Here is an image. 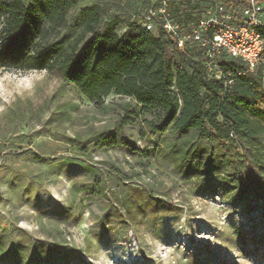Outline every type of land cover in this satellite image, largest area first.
Segmentation results:
<instances>
[{
  "label": "rangeland",
  "instance_id": "1",
  "mask_svg": "<svg viewBox=\"0 0 264 264\" xmlns=\"http://www.w3.org/2000/svg\"><path fill=\"white\" fill-rule=\"evenodd\" d=\"M209 1L166 0L183 14ZM95 2L111 16L150 0H77L69 24ZM135 112L125 96L99 107L55 73L0 64V264H264V190L187 171L170 148L183 139L152 136Z\"/></svg>",
  "mask_w": 264,
  "mask_h": 264
},
{
  "label": "trees",
  "instance_id": "2",
  "mask_svg": "<svg viewBox=\"0 0 264 264\" xmlns=\"http://www.w3.org/2000/svg\"><path fill=\"white\" fill-rule=\"evenodd\" d=\"M77 0H13L2 10L0 64L26 70H48L72 83L96 106L110 94L134 102L136 114L152 136L172 132L182 138L171 145L182 165L202 163L206 172L225 169L232 183L245 181L264 190V49L249 70L237 59H221L225 78H208L194 54L177 46L161 28L149 31L118 2L113 15L100 3L80 6ZM230 22L242 20L244 0H224ZM196 11L183 14L168 5L175 21L188 27ZM128 15L127 29L118 26ZM197 14V15H196ZM181 23V22H179ZM65 29L66 32L61 31ZM264 38V26L259 28ZM238 72V73H237Z\"/></svg>",
  "mask_w": 264,
  "mask_h": 264
},
{
  "label": "built area",
  "instance_id": "3",
  "mask_svg": "<svg viewBox=\"0 0 264 264\" xmlns=\"http://www.w3.org/2000/svg\"><path fill=\"white\" fill-rule=\"evenodd\" d=\"M200 6L196 21L186 29L172 18L166 0H150L142 13L130 14L149 31L161 28L173 35L179 48L201 61L208 78L220 79L233 73L223 70L221 59H237L253 70L264 49L259 29L264 26V0H244V5L236 7L242 18L236 24L230 22L231 13L224 0H210Z\"/></svg>",
  "mask_w": 264,
  "mask_h": 264
}]
</instances>
